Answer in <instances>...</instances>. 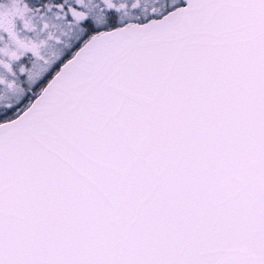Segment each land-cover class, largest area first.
Segmentation results:
<instances>
[{
    "label": "snow or ice",
    "instance_id": "6c2138e0",
    "mask_svg": "<svg viewBox=\"0 0 264 264\" xmlns=\"http://www.w3.org/2000/svg\"><path fill=\"white\" fill-rule=\"evenodd\" d=\"M0 264H264V0H0Z\"/></svg>",
    "mask_w": 264,
    "mask_h": 264
}]
</instances>
